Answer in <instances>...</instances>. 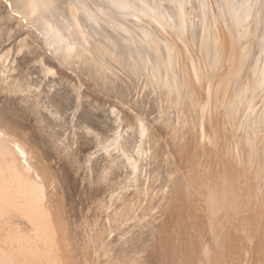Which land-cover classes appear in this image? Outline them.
Instances as JSON below:
<instances>
[{"label":"bare ground","instance_id":"bare-ground-1","mask_svg":"<svg viewBox=\"0 0 264 264\" xmlns=\"http://www.w3.org/2000/svg\"><path fill=\"white\" fill-rule=\"evenodd\" d=\"M262 86L264 0H0V264H264Z\"/></svg>","mask_w":264,"mask_h":264},{"label":"rangeland","instance_id":"rangeland-1","mask_svg":"<svg viewBox=\"0 0 264 264\" xmlns=\"http://www.w3.org/2000/svg\"><path fill=\"white\" fill-rule=\"evenodd\" d=\"M253 34H254V31L253 32H251V37H254L253 36ZM241 53H242V51L241 52H239V55L238 56H240L241 55ZM225 55V54H224ZM239 57H237V59H238ZM259 65L260 66H263V65H261V61H260V63H259ZM254 67V66H253ZM253 67H251V70H252V72L253 71H255V70H258V69H260V67H255V68H253ZM222 75V76H221ZM223 75L224 74H220V76H219V78H222L223 77ZM250 75V74H249ZM225 77V76H224ZM256 78H257V76H256ZM257 82L255 81V83H254V87H253V93H254V89L256 88V89H260L261 87H260V85H258V87H256L257 85ZM263 87V86H262ZM264 88V87H263ZM263 88H262V91H263ZM260 91V90H259ZM262 91L260 92V93H262ZM259 93V94H260ZM263 97H264V95L260 98V99H256L255 100V103L253 104V109L251 108L250 109V113H248V114H250V115H252L253 114V112H254V108H255V106H262L263 105ZM101 98L102 99H104L102 96H101ZM253 98H255L254 96H253ZM263 102V103H262ZM65 104L68 106V109L69 110H71L72 109V107H73V102H72V98H70V97H68L67 99H65ZM258 104V105H257ZM86 110L84 109V105L83 104H81V108H80V112L79 113H83V115H84V113L90 118V121H88V122H90V123H92V127H94V129L96 130V133H92V132H90V131H87V130H84V131H81L80 133H79V138L74 142V146H76V145H78V146H80V149L78 150V152H77V158H78V160H79V164H80V167H79V170L80 171H82V169H84L86 166V162H87V160L89 159V157L92 155V157H93V159H94V161H96V162H98V164H100V167H102L103 166V162H107V160H108V156H107V150H106V148H107V140L108 139H111V138H113V136H114V134L116 133V132H120V133H124V131H125V129L122 127V125H123V123H121V122H116L117 123V125H116V127H117V129L116 130H114V131H112L110 128H108V125H110L111 124V118H110V116H111V112L110 111H108V109L105 107V106H103V105H100L99 107H95V108H90L88 105L86 106ZM69 110L67 111L68 113H70L69 112ZM252 110V111H251ZM259 110H261V109H259ZM78 114V113H77ZM26 116H29V114H27ZM26 116H25V118H26ZM234 116V115H233ZM235 117V116H234ZM252 117V116H251ZM236 118V117H235ZM27 119V118H26ZM28 119H30V117L28 118ZM28 119H27V121H28ZM247 119V118H246ZM251 120L253 121V119L251 118ZM72 122H80V120L77 118H74V120L72 121ZM250 125V124H249ZM245 126L247 127L248 126V124H247V122H246V124H245ZM252 125H250V126H248L247 128V133H246V131L244 130V131H242L243 132V134H242V132L240 133V136L242 137V138H244V134H246L245 135V137L247 136V135H251L250 133H251V131H255L256 130V128H254L253 126L251 127ZM264 125L262 124V126H261V128H260V134L258 133V135H256V136H258V138L257 137H255L256 139H260L261 138V135H263L264 134V127H263ZM250 127L252 128V130L250 129ZM163 129H166V127L165 128H163ZM242 130V129H241ZM249 130V131H248ZM251 130V131H250ZM262 130V131H261ZM248 132H249V134H248ZM256 133H257V131H255ZM117 136H119V134L118 135H116V137ZM261 139H264V135H263V137L261 138ZM254 141V140H253ZM256 141V146H260L261 145V142H260V144H259V141H257V140H255ZM243 143H244V141H243ZM250 143V142H249ZM106 144V145H105ZM244 145V147H246L247 148V145L245 146V143L243 144ZM259 146H258V148H259ZM239 150H240V148H238V150H237V152H236V155L238 156V153H239ZM121 161H125L126 162V169L127 170H129L128 168L130 167V162H129V160H127L126 158H120V171L119 172H124L125 170H124V167H122V165H121ZM260 166V165H259ZM246 168V170L245 171H243L242 170V172H244V173H246L249 177H250V179H249V177L246 175V174H244V173H242V174H240V179H239V177H238V182L240 183V185L241 184H245V186H242V188H244V190H245V192H244V194H246L247 196H252V194H253V198H254V201L255 202H257V200H258V198L261 200L262 199V197H261V193L258 195V191L260 190L259 188L257 189V186H258V184H257V182H260L261 183V179H262V177H263V175H262V170H261V168H259V167H257V169H256V167L254 166H252L251 167V170H250V165L249 166H245ZM69 169L71 168V167H68ZM241 168H242V166H241ZM241 168L239 169V170H241ZM259 168V169H258ZM254 169V170H253ZM235 170V168H233V170L232 171H234ZM247 170H250V171H247ZM261 170V171H260ZM259 171H260V173H259ZM119 172H118V174H119ZM252 172H254V173H252ZM252 173V175H249V174H251ZM259 173V174H258ZM254 174H255V176H256V179L254 178ZM246 176V177H245ZM245 177V178H244ZM248 177V178H247ZM258 177H259V179H258ZM261 177V178H260ZM241 178H242V180H241ZM244 178V179H243ZM246 179V180H245ZM241 180V181H240ZM250 180L252 181V185H251V182H250ZM258 180V181H257ZM260 180V181H259ZM243 181V182H242ZM255 181H257L256 183H255ZM106 184L108 185V187L105 189V187H106ZM243 184V185H244ZM249 186H248V185ZM247 185V186H246ZM254 185H255V187H254ZM257 185V186H256ZM260 185V184H259ZM247 188V190H246V188ZM251 187H253V190H252V188ZM99 188H100V191L101 192H98V193H94L93 194V200H94V202H96L97 200H102V201H109L112 197H117V196H119L118 195V192L117 191H112V192H110V191H108L107 193H105L108 189H109V184L106 182V183H104V182H102L101 183V185L99 186ZM249 188V189H248ZM251 188V189H250ZM255 189V190H254ZM131 192H133L135 195V197H137L138 196V192H139V189H136L133 185H132V187H131V190H130ZM250 191V192H249ZM254 191V192H253ZM255 191H257V192H255ZM122 192V191H121ZM253 192V193H252ZM247 193H249V194H247ZM252 193V194H251ZM257 193V194H256ZM258 196V198H256ZM251 197V198H252ZM256 199V200H255ZM95 210H96V203H95Z\"/></svg>","mask_w":264,"mask_h":264}]
</instances>
